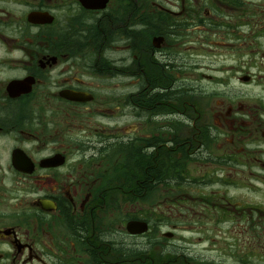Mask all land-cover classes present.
<instances>
[{
	"label": "flooded vegetation",
	"instance_id": "1",
	"mask_svg": "<svg viewBox=\"0 0 264 264\" xmlns=\"http://www.w3.org/2000/svg\"><path fill=\"white\" fill-rule=\"evenodd\" d=\"M0 264H264V0H0Z\"/></svg>",
	"mask_w": 264,
	"mask_h": 264
},
{
	"label": "rangeland",
	"instance_id": "2",
	"mask_svg": "<svg viewBox=\"0 0 264 264\" xmlns=\"http://www.w3.org/2000/svg\"><path fill=\"white\" fill-rule=\"evenodd\" d=\"M191 226V233H190V243L192 249L198 253V250L203 249V245L201 243V239L199 240L198 238L200 237V231L197 229L196 224H190ZM188 230L189 228H184Z\"/></svg>",
	"mask_w": 264,
	"mask_h": 264
},
{
	"label": "water",
	"instance_id": "3",
	"mask_svg": "<svg viewBox=\"0 0 264 264\" xmlns=\"http://www.w3.org/2000/svg\"><path fill=\"white\" fill-rule=\"evenodd\" d=\"M128 228H129V230L132 231V232H137V231H138V230L136 229L137 227H134L133 224H128ZM139 228H140L139 231H143V230H145V227H144V226L142 227V226L140 225Z\"/></svg>",
	"mask_w": 264,
	"mask_h": 264
}]
</instances>
